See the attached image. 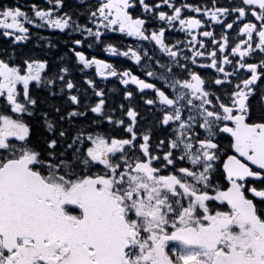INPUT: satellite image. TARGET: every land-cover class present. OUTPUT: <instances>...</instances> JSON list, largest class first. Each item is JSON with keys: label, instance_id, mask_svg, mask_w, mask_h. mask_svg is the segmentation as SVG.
Wrapping results in <instances>:
<instances>
[{"label": "snow or ice", "instance_id": "snow-or-ice-1", "mask_svg": "<svg viewBox=\"0 0 264 264\" xmlns=\"http://www.w3.org/2000/svg\"><path fill=\"white\" fill-rule=\"evenodd\" d=\"M81 8L0 7V264H264V0Z\"/></svg>", "mask_w": 264, "mask_h": 264}, {"label": "flooded vegetation", "instance_id": "flooded-vegetation-1", "mask_svg": "<svg viewBox=\"0 0 264 264\" xmlns=\"http://www.w3.org/2000/svg\"><path fill=\"white\" fill-rule=\"evenodd\" d=\"M37 3L40 6H45V0H0V7L4 5H17L20 4L22 6L27 7V5L31 3ZM95 0H86V3L91 4L94 3ZM192 2H198V0H192ZM66 7L68 10H71L72 12H81L83 9L81 8V0H65ZM34 35L32 39H30L28 42H26L24 45H21L20 47L16 48L17 57L20 58L24 55H35V56H44L47 50H45L43 47L37 48L35 45L37 43V39L35 36L36 32H39L41 35L44 36H50L54 42H57L60 45V50H63V44L64 41L68 38L65 34L61 33H53L50 31L45 30H37L32 29ZM168 39L175 40L180 38V34L176 32H170L167 34ZM6 38H3L0 36V53L5 52L4 51V40ZM8 40V39H7ZM41 44L43 42H40ZM56 50H52L50 52H47L48 58L54 60L56 55ZM96 55L100 56L101 58L109 59L110 61L118 64H123L124 66H132L131 62L124 61L122 58H115V57H108L105 56L103 53L99 52L98 50L95 53ZM133 71H138L136 68L133 67ZM122 87L118 84L116 81H111L107 84V89H112V92L109 93L110 99H112L115 102H119L120 96L118 89Z\"/></svg>", "mask_w": 264, "mask_h": 264}]
</instances>
